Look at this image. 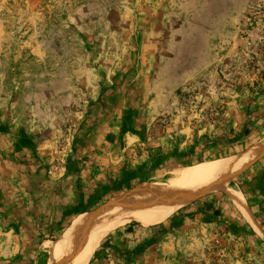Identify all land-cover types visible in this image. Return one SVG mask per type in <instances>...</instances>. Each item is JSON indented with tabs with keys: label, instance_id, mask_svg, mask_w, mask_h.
Here are the masks:
<instances>
[{
	"label": "rangeland",
	"instance_id": "rangeland-1",
	"mask_svg": "<svg viewBox=\"0 0 264 264\" xmlns=\"http://www.w3.org/2000/svg\"><path fill=\"white\" fill-rule=\"evenodd\" d=\"M255 142L264 0H0V264H48L78 216ZM229 182L247 215L216 190L63 264H264V154Z\"/></svg>",
	"mask_w": 264,
	"mask_h": 264
},
{
	"label": "bare ground",
	"instance_id": "bare-ground-1",
	"mask_svg": "<svg viewBox=\"0 0 264 264\" xmlns=\"http://www.w3.org/2000/svg\"><path fill=\"white\" fill-rule=\"evenodd\" d=\"M256 144L232 157L178 169L174 176L161 182L165 187L143 183L99 209L78 216L67 235L56 242L48 264H63L75 247H80L78 258L90 259L107 233L135 220L145 226L163 222L174 210L216 190L228 193L247 215V205L240 191L229 181L264 154V142ZM219 175H222L221 180L210 181Z\"/></svg>",
	"mask_w": 264,
	"mask_h": 264
},
{
	"label": "trees",
	"instance_id": "trees-1",
	"mask_svg": "<svg viewBox=\"0 0 264 264\" xmlns=\"http://www.w3.org/2000/svg\"><path fill=\"white\" fill-rule=\"evenodd\" d=\"M246 131V130H245ZM57 200V199H56ZM58 205H60L59 201H57ZM78 206L77 205H74L73 208H76ZM59 208V206H57ZM212 203L211 202H208V203H204L203 206L200 207L201 210H204V211H211L213 214L215 215H219L220 214V210L219 209H216V208H212ZM67 208L66 206L64 207L63 209V212H62V215L64 217H66L68 214H67ZM155 227H162L160 224H156V225H149L147 227H143L141 226L137 221H131L130 223L126 224V225H123L113 231H111L108 236L110 237V234L111 233H115L117 235V237L121 238L123 236H126V237H129V240L135 242V243H138L140 242L142 239H144L143 237L144 236H147L145 234L144 231H149V235L151 234V232L153 231V229ZM144 232V234H141L140 232ZM44 239V238H43ZM108 239H106L103 243H106ZM98 251L99 248H96Z\"/></svg>",
	"mask_w": 264,
	"mask_h": 264
},
{
	"label": "crops",
	"instance_id": "crops-1",
	"mask_svg": "<svg viewBox=\"0 0 264 264\" xmlns=\"http://www.w3.org/2000/svg\"><path fill=\"white\" fill-rule=\"evenodd\" d=\"M205 203H208V202L206 201ZM74 204H75V202L72 203V202L70 201L69 203H66L65 205L68 206V208H69L70 205H74ZM57 209H58V207H57ZM62 210H63V207H62V209H60L59 213H61Z\"/></svg>",
	"mask_w": 264,
	"mask_h": 264
}]
</instances>
